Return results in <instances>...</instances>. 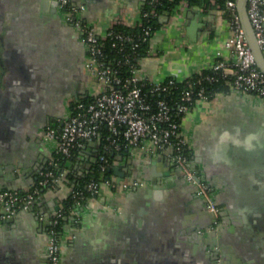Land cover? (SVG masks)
<instances>
[{
  "label": "crops",
  "instance_id": "0c3cea01",
  "mask_svg": "<svg viewBox=\"0 0 264 264\" xmlns=\"http://www.w3.org/2000/svg\"><path fill=\"white\" fill-rule=\"evenodd\" d=\"M83 2V22L100 33L115 22L134 25L145 0ZM150 38L154 54L138 73L151 81L184 79L228 56L230 29L221 10L181 0L159 16ZM80 30L67 24L54 0H0V189L30 187L54 154L56 141L41 137L59 123L76 98L96 92L85 65ZM188 153L211 187L221 222L204 208L195 185L167 154L146 148L114 152L117 180L127 188H100L63 224L60 264H264V96L218 92L193 102L181 120ZM98 142L65 159L64 176L29 210L0 223V264H45L47 232L38 217L51 214L88 173Z\"/></svg>",
  "mask_w": 264,
  "mask_h": 264
},
{
  "label": "built area",
  "instance_id": "2783aa9c",
  "mask_svg": "<svg viewBox=\"0 0 264 264\" xmlns=\"http://www.w3.org/2000/svg\"><path fill=\"white\" fill-rule=\"evenodd\" d=\"M210 1L226 18L230 34L224 40L228 56L216 60L208 68L224 78L230 91H248L264 96V72L257 67L246 40L236 0H223L222 5L216 0ZM145 3L149 6L144 10L143 6L141 7L136 23L142 24L144 18L155 14V0H145ZM56 6L62 10L64 19L80 30V38L86 46L85 65L102 87L91 95L76 98L71 103L67 115L59 123L47 125L41 131V137L55 140L54 152L62 156L77 153L91 141H97L99 144L101 139L104 151L111 148L119 150L123 147L146 148L144 143L147 141L153 148L164 151L172 163L181 170L183 177L195 185V191L203 199L205 210L213 216L215 222L219 217V207L212 197L210 185L199 176L189 157L188 140L181 129V120L192 103L198 99L210 98L204 87L196 84L202 79L213 80L214 75L206 74L190 81L189 85L182 89L181 101L174 109L164 97L149 100L147 95L166 92L175 79L182 80L176 78L174 74L159 81H151L139 75L137 71L139 60L155 53L150 41L145 46L144 55L136 58L134 52L138 42L132 35L116 31L112 25L104 34H100L93 25L82 21L81 12L85 8L83 2L56 0ZM246 13L257 44L264 54V0H247ZM116 22L119 21L114 23ZM151 33L153 34L151 27L144 25L140 39L146 40L152 36ZM106 39L109 46L121 54V58H117L116 62H111L104 55L103 46ZM130 56L134 61H131ZM124 63L128 64L129 72L126 75H122L120 68ZM103 152L96 155L95 159L101 172L113 164ZM63 176L64 170L57 167V161L52 155L45 167L39 170L30 188H1L0 223L13 219L19 211L32 208L40 196L39 187H53ZM102 183L115 189L127 188L140 182L117 180L113 174L101 175L97 180L93 178L88 180L84 188L93 196L99 192ZM69 192L76 203L79 200L86 201L90 197L85 198L80 188L71 189ZM61 216L60 207L48 216L38 213V217L45 221L47 232L45 264L60 262L62 243L56 227Z\"/></svg>",
  "mask_w": 264,
  "mask_h": 264
},
{
  "label": "trees",
  "instance_id": "16d2710c",
  "mask_svg": "<svg viewBox=\"0 0 264 264\" xmlns=\"http://www.w3.org/2000/svg\"><path fill=\"white\" fill-rule=\"evenodd\" d=\"M180 1L181 0H155V14L149 15L147 18H144L142 21V24L135 23L134 25H129V24L121 23V22H116V23L112 24L111 27L116 31L119 30V31H122L124 33L132 35L133 38L135 40H137V42H138L137 46H136V51L134 52V55L136 58L142 57L145 53L144 52L145 46H147V44L149 43L150 36H151L150 35L146 40L142 41L140 39L142 27L144 25H149L151 27V32L154 31L161 24V22L159 21L160 14L163 13L164 11L171 10ZM183 1H186L188 4H191V5L200 4L202 1L204 3H209V0H183ZM216 2L219 3L220 5H222L223 0H216ZM148 6L149 5L147 3H145L142 7V10L147 9ZM127 46H128V44L126 45V47ZM103 50H104L105 57H107L111 62H116L117 58H119V57L121 58L120 52H117L114 48H111L109 46V41L107 39L104 41ZM130 58H131V61H134L132 56H130ZM140 60H139V62H140ZM127 65H128L127 63L121 64L120 68L122 69L121 70L122 75L128 74L129 71H128ZM138 66H139V64H138ZM206 74H212V75H214L215 78L213 80H209V81L202 79L199 84H196V86H199V85L203 86L205 89V92L209 95L210 98L218 92L230 91L228 89V86L224 82V78L220 74L214 73L210 68H205V69H203L197 73L189 75V77L186 79H182V80L175 79V82L173 84H171L170 88L166 92H161V94L155 93L154 95H147L148 96L147 98L149 100H153V99L158 98V97H164V98H166V100L169 103L172 104L173 109H174L176 107V105L178 104V102L181 101L180 100V93H181L182 89L186 88L189 85L190 81L195 80L199 77H202ZM102 143H103V140L101 139L99 144H98L97 155L104 151L102 148ZM115 151H117L115 148H111V150H109V151L105 150L103 152L105 157L110 161V163H112V161H113ZM53 155L57 161V167L59 169L63 170V166H64L63 163H64L65 159L68 158L69 156H62L56 152H54ZM101 175L102 176L112 175V164L107 166L105 168V170L103 172H101L99 169L98 161L95 160L92 163L91 170L88 173L83 174L78 179V181L75 182V184L72 186L71 189H77V188L82 189L84 196L86 198V197L90 196V193L84 188L85 183L92 178L97 180L101 177ZM47 187H52V186H41V187H39V194H41L43 192V190ZM28 188H30V187H28ZM84 201H85V199L79 200V202L76 203L74 198L71 196L70 192H68V194L62 199L61 204L59 206L62 210V216L59 218V222H58V225L56 227L59 234L61 233L63 224L72 215L73 209H75L76 207L82 206L84 204Z\"/></svg>",
  "mask_w": 264,
  "mask_h": 264
},
{
  "label": "water",
  "instance_id": "95a60500",
  "mask_svg": "<svg viewBox=\"0 0 264 264\" xmlns=\"http://www.w3.org/2000/svg\"><path fill=\"white\" fill-rule=\"evenodd\" d=\"M246 1L247 0H236L237 12L239 15V19H240L241 26L243 28L246 40L254 56L255 63L257 67L264 72V54L262 53L261 49L259 48V45L257 44V41L253 33V29L247 17ZM112 170L114 171L115 174L121 175V172H120L121 170L119 166H116V165L112 166ZM208 214L210 213L208 212Z\"/></svg>",
  "mask_w": 264,
  "mask_h": 264
},
{
  "label": "flooded vegetation",
  "instance_id": "af4514ba",
  "mask_svg": "<svg viewBox=\"0 0 264 264\" xmlns=\"http://www.w3.org/2000/svg\"><path fill=\"white\" fill-rule=\"evenodd\" d=\"M54 1H55V3H56V0H54ZM57 8H58V6H57ZM58 9H59V8H58ZM59 11H60V13H61V15H62V17H63V19H64V15H63L62 10L59 9ZM64 21H65L67 24L71 25V24H70L69 22H67L65 19H64ZM71 26H73V25H71ZM85 54H86V53H85ZM45 127H46V126H45ZM45 127H44V128H45ZM44 128H43V129H44ZM210 215H211V214H210ZM211 216H212V215H211ZM212 218H213V216H212ZM220 222H221V218H220V215H219L218 219H217L215 222H213V223L211 224V226H209V228H210V229L215 228L214 226L219 225ZM216 228H217V226H216ZM217 250H218V247H216V244L213 245V246L211 247V253H212L213 258H214V263H215V264H220L219 252H218ZM60 259H61V257H60ZM45 263H46V262H45ZM59 264H60V262H59Z\"/></svg>",
  "mask_w": 264,
  "mask_h": 264
},
{
  "label": "rangeland",
  "instance_id": "374dc122",
  "mask_svg": "<svg viewBox=\"0 0 264 264\" xmlns=\"http://www.w3.org/2000/svg\"><path fill=\"white\" fill-rule=\"evenodd\" d=\"M99 33V32H98ZM95 87H96V91H98L101 87H102V84L100 82H96L95 83ZM106 186L104 183L101 184V188ZM107 187V186H106Z\"/></svg>",
  "mask_w": 264,
  "mask_h": 264
}]
</instances>
